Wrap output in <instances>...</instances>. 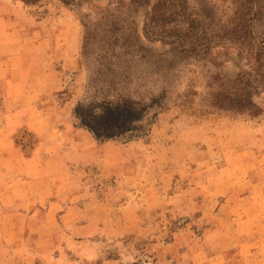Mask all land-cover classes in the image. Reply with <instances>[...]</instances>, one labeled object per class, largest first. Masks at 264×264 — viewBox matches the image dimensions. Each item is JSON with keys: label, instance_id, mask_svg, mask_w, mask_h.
I'll return each mask as SVG.
<instances>
[{"label": "rangeland", "instance_id": "rangeland-1", "mask_svg": "<svg viewBox=\"0 0 264 264\" xmlns=\"http://www.w3.org/2000/svg\"><path fill=\"white\" fill-rule=\"evenodd\" d=\"M156 1L135 5L129 0H92L64 5L59 0H40L10 6L9 11L1 7L0 97L4 98L7 89L16 88L13 80L24 85L17 91L27 89L25 93L30 90V95L38 93L39 87L48 91L51 86L53 92L36 94L33 105L52 102L61 108L66 100H81L95 89L97 95L107 94L111 99L121 94L148 97L164 91L161 108L150 109L144 120L149 123L147 134L130 140L127 147L114 148L116 158L137 160V166L143 163L148 173L156 174V181L148 183H155L161 195L160 203L147 216L152 224L149 234H128L140 247V252L134 251L139 253L138 260L130 264H150L153 256L171 257V249L175 261L185 258L187 264H193L185 252L187 243L218 237L221 217L226 216L229 226L234 224L238 204L225 200H237L231 194L250 191L251 182L264 179V90L254 97L262 107L257 116L210 104L212 93L222 84L230 86L228 79L239 70L236 63L243 47L232 40V26L248 21L251 30L247 38L254 43L264 39V0H164L167 23L151 17ZM3 15L12 19L2 20ZM74 33L77 63L64 69L62 53L68 46L74 48ZM6 117L9 124L11 118ZM24 131L33 138L31 143L21 136ZM112 141L129 142L123 138ZM12 142L28 154L38 138L21 128ZM121 164L115 162L112 168L119 177L115 185H123ZM137 166L133 171H139ZM95 169L90 170L92 180L97 179L92 182L95 190H110L105 180L95 178ZM224 177L226 182L217 185ZM257 189L264 190V186ZM244 211L248 216L243 213V219L251 216L252 210ZM237 232V237L250 235L245 228ZM152 240H158L167 252L141 250ZM111 254L117 252L111 250ZM262 257L260 252L257 258ZM233 262L232 258L225 264Z\"/></svg>", "mask_w": 264, "mask_h": 264}, {"label": "crops", "instance_id": "crops-1", "mask_svg": "<svg viewBox=\"0 0 264 264\" xmlns=\"http://www.w3.org/2000/svg\"><path fill=\"white\" fill-rule=\"evenodd\" d=\"M20 4L27 6L20 0H0V8L8 7L7 11ZM1 19L12 18L3 15ZM73 36L74 48L68 46L62 53L64 69H72L77 63V34ZM16 81L13 80L16 88L11 91L6 86L7 94L0 97V112L11 118L8 124L6 116L0 117V264L136 262L139 253L134 251L140 252V247L136 238H129L128 234H149L152 224L147 216L158 206L161 195L157 185L148 182H155L157 175L148 173L143 163L137 166V160L115 157L114 148L127 147L131 141L100 142L88 130L75 125L69 110L77 100H66L60 109L52 102L33 105L36 94L53 92L51 86L48 91L39 87L38 93L30 95V90L25 93L27 89L17 91L23 84ZM21 128L38 138L28 154L12 142ZM115 162L122 163L125 171L123 185L114 184L119 179L112 171ZM136 166L139 171H133ZM94 167L98 170L95 178L105 180L110 190H95L92 182L97 179L93 181L90 176ZM131 172L134 175L129 176ZM225 179L220 178L217 185ZM212 183L215 184L214 179ZM135 184L142 186L137 189ZM251 185L250 191L231 194L237 200H225L238 204L234 210L235 225L229 226L226 216L221 217L218 237L195 238L187 243L185 252L193 264H225L232 258V264H264V257L257 258L260 252L264 253V190L257 189L264 186V179ZM244 209L252 210L245 219L243 213H248ZM243 228L250 235L237 237V231ZM160 245L158 240H152L141 250L165 251ZM170 245L175 246V242ZM111 250L117 255H112ZM172 251L171 257L153 256L150 264H187L185 258L175 261L177 256Z\"/></svg>", "mask_w": 264, "mask_h": 264}, {"label": "trees", "instance_id": "trees-1", "mask_svg": "<svg viewBox=\"0 0 264 264\" xmlns=\"http://www.w3.org/2000/svg\"><path fill=\"white\" fill-rule=\"evenodd\" d=\"M20 1L28 5L36 4L40 0ZM59 1L64 5H78L92 0ZM149 1L129 0V3L142 5ZM164 7L165 1L157 0L151 6V17L167 23ZM239 26L238 24L232 26V40L239 42L243 47L238 52L240 65L236 63L239 70L233 78L228 79L230 86L225 87L222 84L220 90L212 93L210 104L216 109L257 116L262 113V107L254 101V97L264 90V39L256 40L254 43L251 38H247L251 30L248 21H243ZM97 94L99 93L96 89L91 94L87 91L83 99L74 103L71 114L77 126L88 130L100 142L119 138L130 141L147 134L149 123H145L144 120L150 109L161 108L165 96L164 91L160 94H150L148 97L121 94L112 99L107 94L103 96ZM154 114L156 115V112Z\"/></svg>", "mask_w": 264, "mask_h": 264}, {"label": "built area", "instance_id": "built-area-1", "mask_svg": "<svg viewBox=\"0 0 264 264\" xmlns=\"http://www.w3.org/2000/svg\"><path fill=\"white\" fill-rule=\"evenodd\" d=\"M21 136H22L23 138H26V139L28 140V143H31V140L33 139V138L30 136V134H29V133H25V131L22 132Z\"/></svg>", "mask_w": 264, "mask_h": 264}]
</instances>
